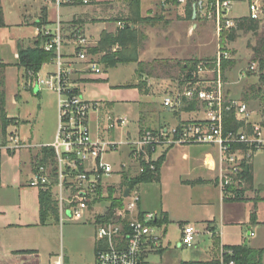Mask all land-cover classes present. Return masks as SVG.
I'll list each match as a JSON object with an SVG mask.
<instances>
[{
    "label": "built area",
    "instance_id": "2783aa9c",
    "mask_svg": "<svg viewBox=\"0 0 264 264\" xmlns=\"http://www.w3.org/2000/svg\"><path fill=\"white\" fill-rule=\"evenodd\" d=\"M127 1L130 0H46L55 17H49L48 23L38 26L36 31L44 40V50L53 55L46 63L53 69L45 75L41 74L42 69L30 70L24 77L28 90L51 91L57 95L58 105L56 140L35 161L28 185L50 194L59 221L94 219L96 264H145L146 256L159 252L162 246L163 236L155 215L140 214L138 185L123 184L124 174L130 178L157 174V162L163 153L175 147L210 146L218 150V187L223 198L242 201L245 170L264 149L263 127L251 122L252 112L245 101L229 94L223 65L231 56L221 46L214 59L193 62L186 71H181L174 90L162 96V106L173 112L196 102L201 118L157 129L146 128L135 136L128 116L115 115L103 102L84 99L74 82L75 74L99 76L103 69L90 55L91 40L82 28L74 26L67 32L63 27L62 9L82 6L100 13L109 8L111 12L115 4ZM161 1L164 5L171 2ZM177 3L187 6L188 0H177ZM194 6L197 12V5ZM203 7L200 2L199 10ZM206 8L216 22L219 36L223 29L235 27L233 20H227L231 0H214ZM121 13L128 16L123 10L118 14ZM263 14L261 0H251L249 18L259 21ZM116 25L119 30L126 28L123 20H118ZM230 114H235L243 123L238 130H226ZM94 117L98 122L96 132L92 127ZM11 129L0 143V160L8 153L30 148L16 127L12 125ZM116 133H121L126 141L118 139ZM123 145L128 148V163L116 165L108 160ZM128 189L129 195L125 196ZM110 191L115 194L111 196ZM199 234L193 226H186L181 246L193 247ZM232 255L230 250L223 251L215 264H237ZM50 264H65L64 255L55 257Z\"/></svg>",
    "mask_w": 264,
    "mask_h": 264
},
{
    "label": "rangeland",
    "instance_id": "374dc122",
    "mask_svg": "<svg viewBox=\"0 0 264 264\" xmlns=\"http://www.w3.org/2000/svg\"><path fill=\"white\" fill-rule=\"evenodd\" d=\"M131 1L132 0L127 1L124 5L129 7ZM170 1L177 3V0ZM213 1L214 0H188L186 6L187 13L183 16L184 18L179 16L177 13L178 10L175 7L164 5L161 0H158L157 5L150 9L148 13L141 12V16L143 15L144 17L146 14H148L147 17L152 18L162 17L163 22L168 21V24L166 22H158L153 26L144 24L137 25L136 29L141 31L146 39V41L145 39L142 41L139 47V58L142 51H147L148 40L152 38L151 36L153 34L167 35L168 37L165 36V38L167 37V39H169V44H174L171 49L176 53H181L183 57H186L180 61L192 59L187 57H193V59L197 60L214 59L218 53L219 46H221V49L228 52L231 56V60H229L224 70L228 82L227 88L229 94L233 98L245 101L252 112L250 114V120L254 122L262 119L261 125L264 126V81L261 79L264 75V68L259 59H254V49L258 47L259 41L264 38V14L262 19L258 21L257 32L238 31L237 39L234 42H229L226 39V34L230 33V29L232 28L223 29L219 36L214 18L209 17L207 8L204 10V7ZM250 1L251 0H232V8L228 13L231 19L227 18V20L232 21L235 18L240 19L242 17H248ZM189 2H192V7H189ZM200 2L204 4L202 11L199 10ZM261 2L264 7V0H261ZM1 4L5 26L0 28V61H4L7 65L4 73L6 111L8 115L13 117H18L20 114H22V116H27L30 120L28 128L31 129L38 143H53L56 140L55 135L58 127L57 95L48 90H42L40 93L28 90L25 85V69L19 66V59L15 57V54L19 52L22 46H28V44L33 41L34 24L42 26L48 23L45 16L46 9L48 8L46 0H44V4L43 0H1ZM147 4L148 3L143 0L142 9H144ZM195 4L197 5V17L194 19V12L196 11ZM116 6L117 4L113 6V10H115L113 13L109 12V8H106L102 13L96 12V15H88L87 18L90 23L94 24L101 22L116 23L118 20H123L126 23V27H132L130 25L131 21L129 20L131 18V12L128 16L123 15V13L118 14ZM92 10L94 11V9ZM92 10L90 8V11ZM191 10L193 12L192 16ZM72 12H75V9L69 10L63 8V19H69ZM36 19L38 20L36 21ZM35 21L36 23H34ZM233 21L236 27V20ZM68 24L71 25L70 23L64 22L63 27L69 29ZM194 25H196V27L192 30L191 27ZM105 27L109 30L115 27L117 33L122 31L119 30L117 25L114 26L113 24H107ZM111 34L114 35V31H112ZM175 34L177 36H174ZM176 37H181L182 41L172 43ZM160 43H163V41ZM113 47L109 49L108 53L114 54L120 50L117 48L118 51L113 52ZM104 57L105 55L102 56L100 54L95 58L101 63ZM118 65L114 66L116 68L110 69L109 71L110 84L118 85V88H116L118 92L115 96L108 97L106 94L107 84L104 83L97 86L89 82L86 85L84 99L89 101L111 100L114 102L113 110L115 111V115L123 116L126 114L133 120L138 118L141 109L145 114L151 112L153 109L157 112L156 118L158 120L161 112H163V109H160L159 102L152 105V103L146 102L148 101L147 97L133 91L131 92L130 88L119 87L125 86V84L134 79L136 65L132 63ZM173 66L168 67L169 69L167 68V70H171L170 72L166 71V69L164 72L154 71V77H152L155 78L152 80L154 84L150 90V94L154 99L157 97L162 98L163 94L174 90L176 87L181 72L179 69L178 71H175V68L172 69ZM175 67L177 66L175 65ZM52 69V65L46 64L42 67L41 74L45 75ZM163 78H171V83L162 82ZM142 81L143 83L145 82L144 80L140 82L142 83ZM164 85L168 87L166 86L167 88H165ZM16 95H19L18 98ZM125 100H139L141 102H146V104L140 108L139 103H128V101ZM164 113L165 115L167 114V112ZM11 126L7 128V132L12 130ZM133 128H136V125L131 124L130 129L133 130ZM117 137L118 139L126 141V138H122L121 133H118ZM201 147L203 146H193L188 150L185 149L186 146H182L172 149L174 150L173 154L168 159L169 165L166 166L167 173L171 175L172 164L178 163H183L190 171L198 169L196 164L200 157L199 153L202 151ZM127 153L128 148L123 145L117 153L109 155L108 160L116 165L120 163L127 164ZM183 153H188L189 159H184L182 156ZM16 154H19V152H16ZM253 159L255 161L256 181L258 184H264V149L259 151ZM141 189L142 203H148L149 206H151L150 211L154 212L156 210L154 208L157 206L161 197L157 184L147 183L145 188L142 187ZM168 189H171V186ZM145 190L146 192H144ZM110 194L112 196L115 193L112 192ZM164 197L167 198L170 204L172 203L169 201L170 193ZM189 211L188 207L183 209V213L185 214H191ZM94 237V219H84L82 221L66 220L61 222L59 219L51 218L48 224L40 230V238L36 236V238H39L38 241L41 253L39 262L40 264H49L52 256L63 254L69 259L70 264H95L96 253L93 246ZM180 239L181 231L179 225H167L165 242L167 243V248L169 247L171 249H166L163 255L160 253L148 254L145 258V264H178L179 260L186 259L190 256L194 249L199 247L205 248L210 245L211 242L207 234H202L197 237L196 244L193 248L188 249L187 247L181 248V246H179V243H181ZM176 246H178V250L175 248ZM223 251H226V249L221 247L218 257H220ZM262 264H264V261Z\"/></svg>",
    "mask_w": 264,
    "mask_h": 264
},
{
    "label": "crops",
    "instance_id": "0c3cea01",
    "mask_svg": "<svg viewBox=\"0 0 264 264\" xmlns=\"http://www.w3.org/2000/svg\"><path fill=\"white\" fill-rule=\"evenodd\" d=\"M145 1L148 4L144 9H142L143 0H141L142 13H148V11L154 8L158 2V0ZM169 5L175 7L178 10L177 13L179 16L184 18L183 16H185L187 13L186 6H180L173 1L170 2ZM66 9H75V12L70 14L69 19H64V22L71 24H68L69 29H67V32H70L74 26L81 27L92 42V47L89 50L90 55L92 57H98L100 54L102 56L106 55L107 52L95 53V51L97 50L104 33L111 34V32L114 31V35L117 34L115 27L112 30H109L105 27L107 24H113L116 26V23H90L87 16L94 14L96 15L97 11H93L92 9V11H90V8L88 7L76 6ZM116 9L117 13H119L120 10L125 11L127 14H130L131 12L130 6L128 7L124 4H117ZM114 11L115 10L111 11V13ZM45 16L47 19L49 17L50 19H54L55 15L53 13V9L48 7L46 9ZM147 16L148 14H146L145 17L143 16V18H147ZM228 18L230 17L228 16ZM236 19L239 18H235L233 20ZM37 20L38 19H36V21ZM36 21L34 23H36ZM165 22L162 20L159 23ZM130 23L132 28L137 27V25H134L132 22ZM166 23L168 24V21ZM38 26L39 25L34 24L33 41H31L28 46H22V48L36 46V43L40 40L36 31ZM195 27L196 25L192 26V30ZM165 36L167 35L153 34L151 36L152 38L148 40L147 51H142L139 58L144 64V67L140 69L138 64L132 63L136 65L134 79L131 82L125 84V86H119L130 88L131 92L133 91L147 97L148 101L146 102H150L152 105L159 102L160 109H163V112H161L158 120L156 118L157 112L153 109L147 114H145L141 109L137 119L133 120L129 118L132 124L136 125V128H133L132 130V133L135 136L146 128L157 129L162 126L177 125L185 121H192L196 118H201L203 116L200 112V108L190 112L184 109H182L180 112H173L165 109L161 104L162 98L157 97L154 99V97L150 94L151 87L154 84L152 80L155 79L152 78L154 77V71L157 70L164 72L165 69L166 71H169L167 68L174 65L172 69L175 68V71H178L179 69L181 72L182 65L201 60L193 59V57H187L192 59L180 61L186 57H183L181 53L179 54L174 52L171 49L174 44H169V39H167L168 36L166 38ZM174 36L177 35L175 34ZM161 41H163V43H160ZM181 41V37H176L172 43ZM116 47L121 50V46L117 44L113 47V52L118 51ZM114 49H116V51H114ZM15 57L19 59V52L15 54ZM0 62L6 65L4 61ZM101 65L103 67V74L99 76H92L84 73L75 74L73 78L74 82L79 85L83 97L86 92V85L89 82L97 86H100L104 83L107 84L108 87L106 94L109 98L115 96V94L118 92V89H116L118 88V85L110 84L109 73L110 69L116 67L108 66L103 60H101ZM175 65L177 67H175ZM19 66L24 67L21 64ZM141 80H144L146 83H143V81L141 83ZM171 80V78H163L162 82L171 83ZM166 86L164 85L165 88L168 87ZM18 96L19 95H16L17 98ZM125 101H128V103H139L140 108L146 104V102H141L139 100ZM98 102H103L115 113L113 110V101L106 100ZM164 112H167V114L165 115ZM7 116L8 118L15 120L16 124L13 126L18 130L21 139L30 145V148L18 151L19 154L8 153V155H4L5 157L3 156L4 159L2 158L0 160V264H40L39 257L41 253L38 241L40 238V230L48 224L49 219L58 218L49 216L46 221H43L41 216L40 191L36 188L30 187L28 185V181L32 177L33 165L35 161L38 159V157L44 154L42 153V150L54 142L38 143L35 140L31 129L28 128V123L30 120L27 116H22V114H20L18 117H13L8 115V113ZM261 120L251 122L254 125H261ZM97 125L98 122L96 117H94L92 122L94 132L97 130ZM261 126L264 129V126ZM117 134L118 133L115 135ZM191 147L193 146H187L185 149L190 150ZM201 148L202 151L199 153V160L197 164L195 163L198 166V169L190 171L183 163L172 164L171 175L167 173L166 166L169 165L168 159L173 154L174 150L171 149L168 152L163 153V155H165V161L160 169L159 180L150 182V184H157L161 196L157 206L154 208L156 210L154 212L150 211L151 206H149V204L146 202L142 203L141 200L140 214H154L156 217V225L163 236L161 249L156 253L163 255L166 249H171L169 247L167 248V243L165 242L167 225L178 224L181 231V239L184 228L186 226H193L197 231H199V235L207 234L211 241L210 245L206 246L205 248L199 247L194 249L190 256H188L186 259L179 260L178 264H215L219 258V249L221 247L225 248L235 246L248 247L253 251L263 250V263L264 184H258L256 181L254 159L247 168L249 175L244 174L243 176L245 181V199L242 201L227 200L223 198L218 187V150L210 146H203ZM182 156L184 159H189L188 153H183ZM146 184L147 183L138 185V190L141 194V197V188H145ZM170 186L171 189H168ZM144 192H146V190ZM168 193H170L169 201L172 202L171 204L168 202L167 198L164 197L167 196ZM187 207L189 208V212L191 214L183 213V209ZM90 219L92 218L89 217L88 220ZM209 231L212 232V235L209 234ZM36 236H39V238H36ZM246 243H248L247 246ZM93 246L96 251L95 237L93 239ZM179 246H181L180 243ZM175 248L178 250V246ZM181 248L185 247L181 246ZM59 255L61 254L52 256L50 258L49 264L55 257ZM64 257L65 264H70L69 259L66 256Z\"/></svg>",
    "mask_w": 264,
    "mask_h": 264
},
{
    "label": "trees",
    "instance_id": "16d2710c",
    "mask_svg": "<svg viewBox=\"0 0 264 264\" xmlns=\"http://www.w3.org/2000/svg\"><path fill=\"white\" fill-rule=\"evenodd\" d=\"M224 1V0H223ZM131 7V18L129 19L134 25L144 24V25H155L156 23L162 21V17H147L143 18L141 16V1L132 0L130 3ZM189 7H192V2H189ZM193 12L191 10V16ZM236 27L230 29V33L226 34V39L229 42H234L237 39V32H257L258 30V21L252 20L249 17H242L236 19ZM225 25V21H223ZM3 19V9L0 0V28L4 27ZM225 35V34H224ZM145 39V35L137 30L136 28L126 27L124 30L120 31L116 35L104 33L102 39L97 47L95 53L98 52H107L114 45L119 44L121 50L117 53H108L102 59L108 66L114 67L118 64H129L136 63L139 65V68H143L144 64L139 59V47L142 41ZM225 39V37H224ZM44 40L40 39L35 47L20 48L19 50V63L24 66L25 72L27 73L30 70L40 71L44 64L49 63L52 60V53L46 52L43 48ZM255 51V60H260L262 67L264 68V38L259 41L258 47L254 49ZM225 61L223 68L224 70L227 67ZM191 65L190 63L184 64L181 66V71L184 72ZM7 65L0 64V143L5 140L7 128L11 125H15V120L10 119L6 113V94L4 91L5 79L4 73ZM264 81V75L261 77ZM184 110L190 112L198 109V104L193 102L188 104L183 108ZM243 126V123L240 122L235 114H230L226 120V130H238ZM48 150L44 148L42 153H46ZM165 161V155H163L157 162V174L146 173L136 178H130L126 173L123 177V184L133 187L135 185L150 183L159 180V174L162 164ZM245 174L249 175L247 169ZM112 193V191H111ZM40 204H41V216L43 221H46L49 216H56V208L52 201V198L47 192H40ZM226 250L233 252L232 259L236 260L237 264H262V255L263 250L253 251L248 247L244 246H235V247H225Z\"/></svg>",
    "mask_w": 264,
    "mask_h": 264
},
{
    "label": "water",
    "instance_id": "95a60500",
    "mask_svg": "<svg viewBox=\"0 0 264 264\" xmlns=\"http://www.w3.org/2000/svg\"><path fill=\"white\" fill-rule=\"evenodd\" d=\"M197 17V12L195 11L194 12V19ZM35 92H37L38 93V89L36 88V90H35ZM129 195V189L126 191V193H125V196H128ZM248 245V243H246V246Z\"/></svg>",
    "mask_w": 264,
    "mask_h": 264
}]
</instances>
